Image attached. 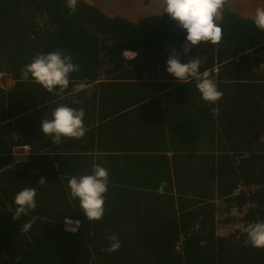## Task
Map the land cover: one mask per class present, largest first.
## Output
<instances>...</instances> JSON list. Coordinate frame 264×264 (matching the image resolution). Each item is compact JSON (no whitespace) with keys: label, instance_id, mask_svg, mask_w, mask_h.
<instances>
[{"label":"trees","instance_id":"obj_1","mask_svg":"<svg viewBox=\"0 0 264 264\" xmlns=\"http://www.w3.org/2000/svg\"><path fill=\"white\" fill-rule=\"evenodd\" d=\"M144 2L148 8L134 5L110 11L108 6L105 14L87 0H79L75 12L66 7V0H0V72L10 73L14 79L8 89L0 86V167L10 165L14 158L13 144L9 139H1L10 135L12 123L6 120L16 118L14 125H19L25 138L15 142L25 143L31 128L24 121L36 115L46 101L53 99V103H58L71 86L69 83L63 92L57 89L45 95L47 91L41 85L31 79L23 80L19 70L35 54L50 51L70 54L72 62L79 65V71L69 74L70 81L95 79L103 62L126 71L124 65L128 61L122 54L126 49L137 51L134 62L145 63L151 59L147 55L157 56L165 43L182 48L186 31L167 13L161 14L160 0ZM131 8L138 14L124 13ZM218 24L222 28L218 44L201 43L189 50L190 58L205 57L199 70L210 72L218 90L223 92L222 99L215 104L219 109L215 119L226 136L231 132V146L235 148L230 160L223 159L216 166L215 189L223 197L239 183L259 185L226 200L236 202L239 207L244 202L253 203L246 210V220L260 222L264 221V69L260 70L259 65L264 63V31L254 25L253 18L234 15L227 4ZM91 26L94 31L89 29ZM253 52L260 56L253 59ZM238 85L244 89H238ZM254 145L263 152L252 150ZM242 150H247L245 157L240 153ZM10 175L19 177L12 169ZM26 181L29 180H3L0 185V264H125L127 250L130 255L141 258L140 263L134 264H264V248L252 247L247 242V232L234 243L216 235L218 216L222 212L214 215L211 201L187 200L190 208L185 210L179 205V214L175 215L174 209L169 210L172 206L169 202L157 200L149 209L161 210L164 229L109 233L95 220L84 217L75 199V210L67 205L66 193L54 179L45 185L49 187L48 192L35 187L39 198L30 213L42 217L35 216V223L25 233L21 231L22 223L32 216L14 220L13 198L18 192L14 187ZM206 182L196 183L193 189L212 187ZM67 215L78 217L80 223L75 232L65 229ZM113 234L121 242L120 249L112 253L102 251L109 246L108 238Z\"/></svg>","mask_w":264,"mask_h":264},{"label":"crops","instance_id":"obj_2","mask_svg":"<svg viewBox=\"0 0 264 264\" xmlns=\"http://www.w3.org/2000/svg\"><path fill=\"white\" fill-rule=\"evenodd\" d=\"M124 13L138 14L135 8ZM151 54L145 63L127 62L124 72L103 62L95 79H73L68 93L58 103H53V99L46 101L36 115L24 121L31 131L29 140L23 144L29 145L30 150L13 149L11 145L13 163L4 168L16 170L19 177L10 175L11 169H4L0 171L3 178L0 185L3 180H29L26 183L30 185L11 187L19 191L33 186L48 192L49 187L45 185L54 179L59 189L65 191L67 205L73 209L76 204L69 195L68 179L90 174L92 165L99 164L108 169L110 183L105 193L103 218L95 221L105 227V232L117 234L163 228L161 210L149 209L157 200L169 202L172 206L164 207L174 209L175 215L179 214V205L185 210L190 208L187 207L189 200H220L222 197L215 189V169L223 159L230 160L235 150L231 146V132L226 136L221 130L211 111L215 104L201 99L196 81L178 82L166 72L168 54L163 50L157 56ZM178 55L180 62L186 63L190 51L184 53L180 48ZM6 74L2 77L3 84L6 82L4 89L10 88L14 80L10 73ZM74 99L80 103L74 104ZM59 105L84 109L87 131L82 139L62 137V142L56 144L41 132V120L47 115L50 118L51 110ZM15 120V117L6 120L12 123L10 135L1 136L12 144L15 143L13 135L21 130L19 125H14ZM19 132V139L23 140L25 133ZM241 153L245 157L247 150ZM41 177L48 180L44 185L36 182ZM205 180L212 187L193 189L196 183L203 184ZM162 181L167 183L164 193L160 194L157 189ZM109 198L116 202L107 204ZM43 199L47 201L44 195ZM66 217L78 220V217Z\"/></svg>","mask_w":264,"mask_h":264},{"label":"clouds","instance_id":"obj_3","mask_svg":"<svg viewBox=\"0 0 264 264\" xmlns=\"http://www.w3.org/2000/svg\"><path fill=\"white\" fill-rule=\"evenodd\" d=\"M160 2L162 4L161 14L167 13L180 29L186 31L185 41L182 44V51L184 53L189 52L193 46L200 45L201 43H211L215 45L221 41L222 28L218 24V20L228 0H160ZM78 3L79 0H66V7L70 11L75 12ZM105 6L106 9L103 10L108 13L107 2ZM253 23L259 30L264 31V7H258L256 9ZM92 31H94V29ZM124 51V58L128 62L133 61L131 52L137 51L132 48ZM135 57L136 53L134 58ZM199 69L200 61L198 59H193L191 57L186 63H181L175 49L170 52L166 60V72L172 74L180 83L189 81L190 79L196 81V88L201 95V99L207 103L216 104L222 99L223 92L218 90L215 79L210 72L206 70L201 72ZM19 71L23 80L31 79L41 85L47 92L54 93L57 89L63 92L68 88L69 82L71 81H69V74L74 71H79V65L72 62L70 54H62L61 51H50L47 53L40 52L35 54L31 62L23 65ZM80 87L83 88V85ZM73 103L78 104L80 101L74 99ZM211 111L214 115H217L219 109L212 108ZM84 116L85 111L82 107L77 109L67 105H59L51 110L50 118H47V115L41 120V132L50 137L52 143L56 144L62 142V137L74 138L77 140L82 139L87 131L84 124ZM16 144L15 142L13 145ZM19 149L29 151L30 147L27 145L26 149L23 147ZM14 161L18 162L19 160ZM10 165L4 164L3 167L0 168V171L4 166ZM46 182L47 181L41 177L38 184L42 185ZM109 183L108 169L99 164L92 165V172L90 174H84L79 177L72 176L68 179L67 186L70 190L69 195L71 198L79 201V208L82 210L84 217L89 221L103 218L105 211V193L108 191ZM166 183V181H162L158 187L157 191L160 194L164 193ZM240 185L242 186L237 194L240 192H247L248 190L251 191L258 187V185L250 186L239 183L235 188ZM245 186H247L248 189L246 191L244 190ZM237 194H233L232 196ZM36 195L37 190L33 186L24 187L15 194L13 198V204L16 205L13 212L14 220L27 216L31 211L35 210L37 206ZM227 197L228 195H225L221 198L225 202L222 209H219V205L216 204L217 199L211 202H213L214 205V215L222 212L218 218L230 216L228 220L229 225L234 223L238 224L237 227L231 229L229 237H231L232 234H236L237 239H239L243 232H247V242L252 247L264 248V221H247L245 217L248 207H252L254 204L251 202H244L239 207L236 202L226 200ZM234 205H237L239 208V216L237 218H233L230 215L231 207ZM36 219L35 216H32L26 222H23L21 231L27 233ZM64 220L66 223L73 226L69 229L65 228L67 231L75 232L77 230L80 223L79 220L71 221L68 217L64 218ZM248 226L250 227L247 228ZM108 239L110 244L106 249H102V251H107L109 253L118 251L121 247L118 236L113 234Z\"/></svg>","mask_w":264,"mask_h":264},{"label":"rangeland","instance_id":"obj_4","mask_svg":"<svg viewBox=\"0 0 264 264\" xmlns=\"http://www.w3.org/2000/svg\"><path fill=\"white\" fill-rule=\"evenodd\" d=\"M87 1L92 3V4L97 5L105 14H107V13L102 8L106 9V6H105L106 2L108 3L110 11L112 9H126V8L134 6V5L140 6L142 8H148L149 7V6H146L144 0H87ZM227 6L230 8L231 12L234 15H237L239 17H245V18H254L256 9L258 7H264V0H228ZM89 29H92V27H89ZM163 48H164L163 52L165 54H168V56H169L170 52L173 49H175L176 53L178 54V49H180L181 47L172 46L170 43H166ZM193 48H194V46H193ZM179 51H181V50H179ZM252 56H253L252 58L255 59V58L259 57L260 55H259L258 52H256V53L253 52ZM198 60L200 61V64H204L205 63V57H203L202 59L199 58ZM259 69L260 70L264 69V63L259 65ZM1 73H4L3 75H1V77L8 76L6 74V72H4V71L0 72V74ZM13 83H14V80H12V83H10V85L12 86ZM5 84H6V82H5ZM237 88L238 89H244V88H240V85H238ZM228 89H229V87H227V90ZM247 90L249 92H252L251 88H249ZM261 96H263V94ZM19 131H21V130L19 129ZM252 150H254L257 153L263 152L262 149L261 150L258 149V145H254V149H252ZM241 155H243V154L241 153ZM236 163H237V161H236ZM26 185H30V184L26 183ZM241 186L242 185L238 186L231 193H229L227 198H231V196L233 194H237L239 192ZM262 187L264 188V184H263ZM244 190L245 191L248 190L247 186H245ZM115 202L116 201L113 198H109L107 204H111V203H115ZM216 204L219 205V209H222L223 208L222 206H223V204L225 205V202L222 199H220V200L217 199L216 200ZM230 215L233 218H237L239 216V208H238L237 205H234V206L231 207ZM229 217L230 216H228L227 218L226 217L225 218H221V217L218 218L217 232L216 233H217L218 236H222V237H224L226 239H230V241L234 243V242H236L238 240L237 237H236V234H232L231 237H229V232L231 231V229L237 227L238 224L234 223V224H230L229 225V222H228ZM249 227L250 226H248L247 228H249ZM148 237H149V235H148ZM145 256L146 255H143V257H145ZM136 262L140 263L141 262V258L139 256H137V255H130L128 250H127L126 258H125V264H134Z\"/></svg>","mask_w":264,"mask_h":264},{"label":"built area","instance_id":"obj_5","mask_svg":"<svg viewBox=\"0 0 264 264\" xmlns=\"http://www.w3.org/2000/svg\"><path fill=\"white\" fill-rule=\"evenodd\" d=\"M3 74H4V73H1V74H0V85H1V86H4L3 81H2V77H1V75H3ZM13 137H14V141H16L17 139H19V138L21 137V133L18 132V133H16V134H14ZM12 147H13V149H19L20 147H23L24 149H26V148H27V145H19V144H16V145H13ZM69 219H70V218H69ZM70 220H71V221H78V220H73V219H70ZM64 221H65V220H64ZM71 227H73V226L66 225V221H65V228H66V229H69V228H71Z\"/></svg>","mask_w":264,"mask_h":264},{"label":"bare ground","instance_id":"obj_6","mask_svg":"<svg viewBox=\"0 0 264 264\" xmlns=\"http://www.w3.org/2000/svg\"><path fill=\"white\" fill-rule=\"evenodd\" d=\"M164 45H165V44H164ZM134 52H135V51H132V52H131V56H132V60H133V61H135V59H136V57L134 58L135 53H136V56H137V52H135V53H134ZM122 54H125V51H123ZM133 58H134V59H133ZM114 78H115V77H114ZM172 78H173V77H172ZM248 192H249V190H248L246 193H248Z\"/></svg>","mask_w":264,"mask_h":264},{"label":"flooded vegetation","instance_id":"obj_7","mask_svg":"<svg viewBox=\"0 0 264 264\" xmlns=\"http://www.w3.org/2000/svg\"><path fill=\"white\" fill-rule=\"evenodd\" d=\"M92 31V30H91Z\"/></svg>","mask_w":264,"mask_h":264}]
</instances>
